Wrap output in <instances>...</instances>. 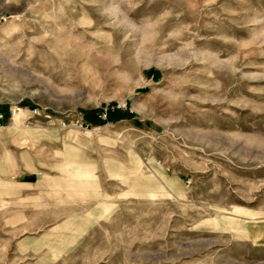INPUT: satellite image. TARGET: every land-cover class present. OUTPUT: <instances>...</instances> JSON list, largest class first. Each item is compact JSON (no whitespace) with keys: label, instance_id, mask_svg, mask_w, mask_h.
<instances>
[{"label":"rangeland","instance_id":"rangeland-1","mask_svg":"<svg viewBox=\"0 0 264 264\" xmlns=\"http://www.w3.org/2000/svg\"><path fill=\"white\" fill-rule=\"evenodd\" d=\"M0 58V264H264V0H0Z\"/></svg>","mask_w":264,"mask_h":264},{"label":"trees","instance_id":"trees-1","mask_svg":"<svg viewBox=\"0 0 264 264\" xmlns=\"http://www.w3.org/2000/svg\"><path fill=\"white\" fill-rule=\"evenodd\" d=\"M124 114L120 110H108L106 112V120H102L96 111L89 112L85 115V118L90 121L91 124L99 126L105 122L118 121Z\"/></svg>","mask_w":264,"mask_h":264},{"label":"bare ground","instance_id":"bare-ground-1","mask_svg":"<svg viewBox=\"0 0 264 264\" xmlns=\"http://www.w3.org/2000/svg\"><path fill=\"white\" fill-rule=\"evenodd\" d=\"M9 6V5H8ZM7 8V7H6ZM13 53V52H12ZM17 53V52H16ZM19 55V54H18ZM0 61H1V63L3 64V65H5V66H10V63H8L9 61L8 60H6V59H4V58H0ZM2 65V66H3ZM1 66V65H0ZM4 68V67H3ZM16 69V68H15ZM6 70V69H5ZM11 70H13V69H11ZM17 111H21V109H17Z\"/></svg>","mask_w":264,"mask_h":264}]
</instances>
